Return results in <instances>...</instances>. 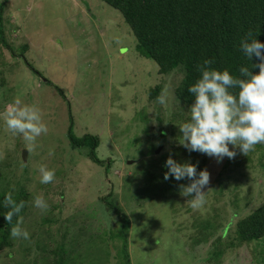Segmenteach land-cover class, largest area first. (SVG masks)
Returning a JSON list of instances; mask_svg holds the SVG:
<instances>
[{"label": "rangeland", "instance_id": "1", "mask_svg": "<svg viewBox=\"0 0 264 264\" xmlns=\"http://www.w3.org/2000/svg\"><path fill=\"white\" fill-rule=\"evenodd\" d=\"M2 4L0 112L21 98L41 110L48 131L26 146L0 119L4 186L15 196L24 187L32 197L20 219L30 239L12 237L14 246L0 252V264H41L49 251L63 254L68 264H124L115 238L121 227L100 202L111 193V203L131 220V264H210L211 242L226 244L241 215L264 202V144L247 155L236 148L237 155L221 163L180 145L179 125L189 117V107L180 109L174 97L181 68L159 76L153 61L138 56L120 13L102 1L0 0V9ZM161 83L164 105L149 101V91ZM180 110L185 117L179 121L173 113ZM71 123L75 137L99 138L97 156L112 165L107 173L87 159L85 148L71 149ZM169 155L209 172L202 206L193 208L180 195L189 180H164ZM41 165L55 169L52 183L39 182ZM248 195L246 207L240 203L231 211L230 199ZM37 197L47 210L34 206ZM218 264H264V238L226 251Z\"/></svg>", "mask_w": 264, "mask_h": 264}, {"label": "trees", "instance_id": "2", "mask_svg": "<svg viewBox=\"0 0 264 264\" xmlns=\"http://www.w3.org/2000/svg\"><path fill=\"white\" fill-rule=\"evenodd\" d=\"M100 1L120 13L135 38V51L138 56L153 61L158 66L159 76H167L175 69L181 68L182 78L174 89V97L181 106L180 109L190 107L194 102V98L187 89L199 78L198 65L204 59L214 58L212 67L219 70L227 68L233 75H239V68L242 65L251 68L252 63L259 62L255 56H253L252 61L246 59L240 50V41L251 30L253 35L259 32L256 38L264 43V0ZM2 9L3 4L0 9V17L2 16ZM2 40L3 37H1ZM4 47L8 48L7 45H4ZM252 71L258 73L259 69L253 68ZM45 85L53 86L50 81H46ZM57 90L64 97L63 92ZM161 92L162 83L149 91V101L157 100ZM173 116L178 118L179 121L185 117L181 110L173 113ZM67 137L72 150L85 148L87 159L105 168L107 173V169L112 165L110 162L106 164L105 161L98 158L96 153L100 146L98 137L89 134L84 135L82 138L75 137L72 123L67 130ZM186 155H188V158L197 156L189 153H186ZM6 168H9V166L6 165ZM4 175L3 177L0 175V252L14 246L11 241V228L16 225L18 220L27 215L32 199L30 193L24 187H18L20 188L18 195L12 196L17 203L23 201L24 207L18 216H13L11 223H7L3 215L9 209L3 206V200L5 194L9 192V188L4 186L9 185V180ZM125 186L127 185L125 184ZM151 188L152 184L148 186L149 190ZM112 196L113 193L102 197L100 202L107 213L116 217L117 224L121 228L115 238L118 239V243H120L123 250L124 264H131L128 254V233L126 231L131 220L115 202L111 203ZM251 198L248 195L247 197L241 196L230 199L231 211L233 208L240 207V203L243 204L242 210L243 207H246L244 204L249 202ZM221 238L223 239L222 236ZM263 238L264 202L247 215H241V219L235 225L233 236H230V234L227 236L228 242L226 244H222L219 239L211 242L212 253L208 259L209 263L218 264L221 259L223 260L226 251L260 241ZM59 248L62 249L61 245ZM62 251H65V249ZM76 251L78 250L71 253L74 255ZM48 253L51 257L42 255L41 264H68L65 262L63 254L59 255L56 251H49ZM64 254L66 255V252ZM110 256L111 254L108 255V257ZM35 264L37 263L35 262Z\"/></svg>", "mask_w": 264, "mask_h": 264}, {"label": "clouds", "instance_id": "3", "mask_svg": "<svg viewBox=\"0 0 264 264\" xmlns=\"http://www.w3.org/2000/svg\"><path fill=\"white\" fill-rule=\"evenodd\" d=\"M250 30L240 41V50L248 61L253 56L258 63L251 68L242 65L239 75H233L227 68L219 70L212 67L213 59H204L198 65L199 78L191 84L187 91L194 98L188 109V119L179 125L182 145L189 152H199L213 157L221 163L225 157L233 159L239 148L240 153L247 155L255 150L258 144H264V43L259 41ZM258 68V73L252 71ZM161 105L167 98H157ZM3 126L12 136L22 138L26 146L34 145L37 138L48 131L42 120L41 110L15 98L0 112ZM230 145L232 148L230 149ZM167 171L164 180L174 178L176 181L187 179V185H180V195L187 198L191 207L198 208L205 203L206 192L202 189L209 183V172L204 169L197 172V165L191 162H177L171 155L165 161ZM39 182L52 183L55 169L41 165ZM3 206L8 208L3 216L11 223L13 216H18L24 202L17 203L8 192L4 196ZM34 206L47 210L48 205L42 197L34 200ZM18 220L11 228V237L30 239V233L22 229Z\"/></svg>", "mask_w": 264, "mask_h": 264}, {"label": "water", "instance_id": "4", "mask_svg": "<svg viewBox=\"0 0 264 264\" xmlns=\"http://www.w3.org/2000/svg\"><path fill=\"white\" fill-rule=\"evenodd\" d=\"M24 155H25V153H24Z\"/></svg>", "mask_w": 264, "mask_h": 264}]
</instances>
